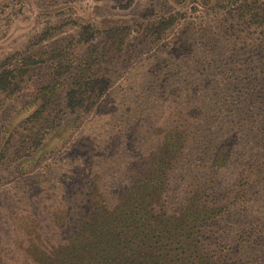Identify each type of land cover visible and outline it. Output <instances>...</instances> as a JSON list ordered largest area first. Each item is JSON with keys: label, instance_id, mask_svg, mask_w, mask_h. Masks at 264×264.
<instances>
[{"label": "rangeland", "instance_id": "obj_1", "mask_svg": "<svg viewBox=\"0 0 264 264\" xmlns=\"http://www.w3.org/2000/svg\"><path fill=\"white\" fill-rule=\"evenodd\" d=\"M242 1L0 0V70L23 65L28 56L39 61L16 93L0 95V264L14 261L8 251L15 248L13 235L22 228L16 224L40 220L45 209L67 200L77 170L87 174L99 166L104 177L94 179L98 189L102 182L135 171L136 159L153 156L158 140L147 129L164 104L192 100L179 106L196 104L205 119L217 112V117L209 116L211 128L202 138L209 148L201 147L175 167L179 175L171 179L170 198L180 201L194 170L211 177V149L231 135L236 117L251 102L259 107L264 102V29L238 24L235 10ZM173 16L177 22L160 42L136 33ZM119 26L135 30L128 46L115 66L99 76L82 105L74 107L68 95L70 68ZM58 53L62 56L53 59ZM60 73L66 80L49 107L61 120L32 145L29 118L47 104L41 88L56 77L62 80ZM263 115L254 116L233 138L222 189L236 183L260 157L250 202L233 212L229 222L260 221L264 230V140L254 132ZM183 167L193 172L186 180L181 178Z\"/></svg>", "mask_w": 264, "mask_h": 264}, {"label": "trees", "instance_id": "obj_2", "mask_svg": "<svg viewBox=\"0 0 264 264\" xmlns=\"http://www.w3.org/2000/svg\"><path fill=\"white\" fill-rule=\"evenodd\" d=\"M235 13L239 25L264 29L261 1L243 0ZM176 22L174 16L162 19L136 33L157 43ZM134 31L128 26L112 28L106 32L101 48H94L74 70L70 68L68 80L73 85L68 95L74 107H80L99 76L103 78V72L115 66ZM61 56L58 53L52 58ZM38 63L28 56L23 65L1 69L0 95L16 93L22 79ZM60 75L62 80L56 77L41 88L47 104L29 118L32 145L44 140L55 121L61 120L59 113L49 107L65 83V74ZM190 102L174 100L163 105L147 129L158 140L153 156L136 159L135 171L121 174L113 182H102L95 189L94 179L102 181L104 177L98 172L101 168L87 170V174L77 170V182L67 200L45 209L40 220L30 218L17 223L21 230L28 231L17 230L13 235L16 246L8 251L14 260L11 264H264L263 222H229L233 212L250 202L255 170L262 166L258 163L260 157L245 167L236 183L222 189L231 163L233 138L252 123L254 116L264 113V102L262 107L251 102L249 110L236 117L231 135L211 149V177H205L202 170L197 173L196 168L190 176L193 172L182 168L181 178L190 176L186 182L191 184L181 193L180 201H175L170 198L171 179L179 175L174 169L201 147L209 148L202 138L211 128L210 117H217V112L207 111L205 119L204 110L196 104L179 106ZM254 132L264 140V115ZM113 195L115 201L109 199Z\"/></svg>", "mask_w": 264, "mask_h": 264}]
</instances>
